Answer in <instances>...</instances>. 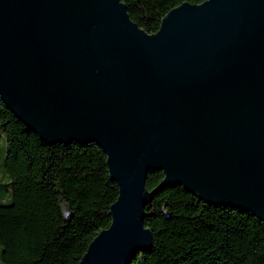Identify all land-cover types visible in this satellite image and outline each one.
Listing matches in <instances>:
<instances>
[{
    "label": "water",
    "instance_id": "1",
    "mask_svg": "<svg viewBox=\"0 0 264 264\" xmlns=\"http://www.w3.org/2000/svg\"><path fill=\"white\" fill-rule=\"evenodd\" d=\"M0 99L46 144L106 154L118 196L78 264L148 250L167 186L264 220V0L182 2L154 33L121 0H0Z\"/></svg>",
    "mask_w": 264,
    "mask_h": 264
},
{
    "label": "trees",
    "instance_id": "2",
    "mask_svg": "<svg viewBox=\"0 0 264 264\" xmlns=\"http://www.w3.org/2000/svg\"><path fill=\"white\" fill-rule=\"evenodd\" d=\"M147 33L182 2L121 0ZM0 259L3 264H78L91 240L111 223L118 186L95 143L48 145L0 99ZM162 171L149 172L152 190ZM152 245L129 264H264V220L251 212L203 202L182 185L155 192L145 207Z\"/></svg>",
    "mask_w": 264,
    "mask_h": 264
},
{
    "label": "rangeland",
    "instance_id": "3",
    "mask_svg": "<svg viewBox=\"0 0 264 264\" xmlns=\"http://www.w3.org/2000/svg\"><path fill=\"white\" fill-rule=\"evenodd\" d=\"M6 153L5 142L0 141V181L5 182L6 176H3V161ZM0 264H3L0 259Z\"/></svg>",
    "mask_w": 264,
    "mask_h": 264
}]
</instances>
